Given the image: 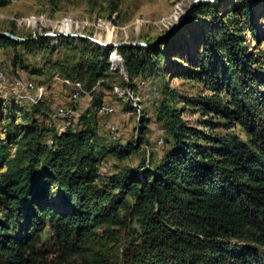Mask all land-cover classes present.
Returning a JSON list of instances; mask_svg holds the SVG:
<instances>
[{
	"label": "trees",
	"instance_id": "obj_1",
	"mask_svg": "<svg viewBox=\"0 0 264 264\" xmlns=\"http://www.w3.org/2000/svg\"><path fill=\"white\" fill-rule=\"evenodd\" d=\"M244 14L252 16L246 8ZM234 19L225 18L203 44L197 69L183 74L207 81L216 93L210 99L199 95L190 105L225 122L213 124L207 117L201 125L210 130L205 132L180 120L173 108L164 110L159 120L171 142L152 170L139 166L142 176L135 170L97 184L105 156L125 158L140 143L104 146L88 125L54 135L49 146L48 132L33 123L0 138V264H49L41 256L45 229L62 251L85 259L82 249L95 229L122 224L127 217L139 226L135 243L155 251L146 264H264V78L256 79L259 68L252 65L258 58L244 46L243 29ZM0 43L31 48L38 41L0 37ZM153 47L124 48L128 73L150 67L160 54ZM214 60L220 61L219 70ZM107 61L105 56V66ZM95 75L90 64L82 75L88 90ZM223 92L228 105L216 98ZM234 119L248 141L212 133L230 129ZM54 191L69 206L64 213L49 206ZM95 254L89 252L88 259Z\"/></svg>",
	"mask_w": 264,
	"mask_h": 264
},
{
	"label": "rangeland",
	"instance_id": "obj_2",
	"mask_svg": "<svg viewBox=\"0 0 264 264\" xmlns=\"http://www.w3.org/2000/svg\"><path fill=\"white\" fill-rule=\"evenodd\" d=\"M245 8L252 16L244 14ZM228 15L238 23L234 26L243 29L242 42L251 57L258 58L252 65L259 68L256 79L264 78V0H0V31L23 42L38 41L31 48L0 43V138L7 139L14 129L28 130L33 123L48 132L44 139L49 146L54 135L88 125L104 146L140 143L125 158L105 156L98 166L97 184H109L112 178L135 170L142 176L139 166L143 163L152 170L169 148L170 136L159 120L164 110L173 108L180 120L200 130L207 117L213 124L225 122L190 105L199 95L210 99L216 93L207 88V81L183 74L197 69L203 44L218 33ZM151 45L160 54L155 51L150 67L128 73L124 48ZM214 62L219 70L220 61ZM90 64L96 75L88 90L87 75H82ZM216 98L222 105L229 103L224 92ZM103 107L111 111L103 113ZM233 123L228 130L220 127L212 133L248 141L246 129L236 119ZM48 199L59 213L69 208L58 192ZM138 227L128 217L122 224L97 227L88 247L82 249L85 259L62 251L45 229L41 256L49 264H134L132 259L146 264L155 251L135 243ZM89 252L96 254L88 259Z\"/></svg>",
	"mask_w": 264,
	"mask_h": 264
},
{
	"label": "water",
	"instance_id": "obj_3",
	"mask_svg": "<svg viewBox=\"0 0 264 264\" xmlns=\"http://www.w3.org/2000/svg\"><path fill=\"white\" fill-rule=\"evenodd\" d=\"M0 37H5V38H8V39H10V40H12L14 42H19V43L24 41L23 39L18 38L15 35H13V34H11L9 32H2V31H0ZM88 39H90L94 43L102 44L98 40H94V39H91V38H88ZM129 45L130 46H144L145 44L144 43H137V44L136 43H131Z\"/></svg>",
	"mask_w": 264,
	"mask_h": 264
},
{
	"label": "bare ground",
	"instance_id": "obj_4",
	"mask_svg": "<svg viewBox=\"0 0 264 264\" xmlns=\"http://www.w3.org/2000/svg\"><path fill=\"white\" fill-rule=\"evenodd\" d=\"M105 43H106V42H105ZM119 95H121V96L124 95V91H123V92H119ZM103 106H106V105H103ZM100 108H101V107H100ZM107 109H108V108L103 107V108H102V112L105 113V112H110V111H111V109H108V111H107ZM100 115H101V114H100ZM109 128H113V127H112V126H109ZM114 130H115V129H114ZM114 130H112V131H114ZM109 131H110V129H109Z\"/></svg>",
	"mask_w": 264,
	"mask_h": 264
},
{
	"label": "built area",
	"instance_id": "obj_5",
	"mask_svg": "<svg viewBox=\"0 0 264 264\" xmlns=\"http://www.w3.org/2000/svg\"><path fill=\"white\" fill-rule=\"evenodd\" d=\"M125 92L127 93V91L125 90ZM72 99L73 100H76L77 99V96H72ZM107 111H108V109H107ZM55 116V115H54ZM55 117H58V116H55Z\"/></svg>",
	"mask_w": 264,
	"mask_h": 264
}]
</instances>
